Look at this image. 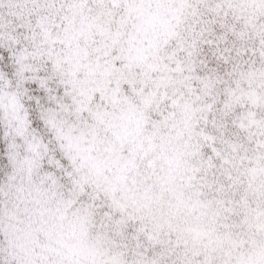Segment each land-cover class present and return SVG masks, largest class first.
Here are the masks:
<instances>
[{"label":"snow or ice","instance_id":"6c2138e0","mask_svg":"<svg viewBox=\"0 0 264 264\" xmlns=\"http://www.w3.org/2000/svg\"><path fill=\"white\" fill-rule=\"evenodd\" d=\"M0 264H264V0H0Z\"/></svg>","mask_w":264,"mask_h":264}]
</instances>
